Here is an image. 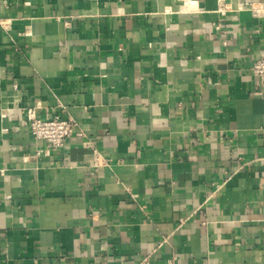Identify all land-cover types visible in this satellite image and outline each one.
Masks as SVG:
<instances>
[{
	"label": "crops",
	"instance_id": "crops-1",
	"mask_svg": "<svg viewBox=\"0 0 264 264\" xmlns=\"http://www.w3.org/2000/svg\"><path fill=\"white\" fill-rule=\"evenodd\" d=\"M263 1L0 0V264H264Z\"/></svg>",
	"mask_w": 264,
	"mask_h": 264
},
{
	"label": "built area",
	"instance_id": "built-area-1",
	"mask_svg": "<svg viewBox=\"0 0 264 264\" xmlns=\"http://www.w3.org/2000/svg\"><path fill=\"white\" fill-rule=\"evenodd\" d=\"M224 10L225 6L223 4V0H219V7L217 11L223 13ZM214 27L219 30L218 24H215ZM250 71L258 80L264 94V55L258 57L251 64ZM25 124L29 127L30 133L35 140H42L47 146L57 149L62 147L67 138L70 137L73 131L74 120L70 116L61 117L59 115H55L48 119L40 118L36 116L32 108H27ZM97 160L98 154L95 152L91 160V165H96L98 163ZM142 263L143 261L139 264Z\"/></svg>",
	"mask_w": 264,
	"mask_h": 264
}]
</instances>
